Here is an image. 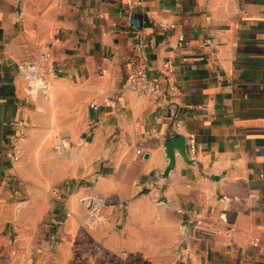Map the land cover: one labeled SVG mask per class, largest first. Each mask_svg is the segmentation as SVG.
I'll list each match as a JSON object with an SVG mask.
<instances>
[{
  "label": "crops",
  "instance_id": "crops-1",
  "mask_svg": "<svg viewBox=\"0 0 264 264\" xmlns=\"http://www.w3.org/2000/svg\"><path fill=\"white\" fill-rule=\"evenodd\" d=\"M45 50L58 74L33 100L17 66ZM169 59L174 94L129 88L132 69L158 75ZM18 121L29 133L14 161ZM94 164L102 175L76 195L106 200L96 235L111 264L124 250L143 264H264V0H0V199L17 195L14 167L65 178Z\"/></svg>",
  "mask_w": 264,
  "mask_h": 264
},
{
  "label": "rangeland",
  "instance_id": "rangeland-1",
  "mask_svg": "<svg viewBox=\"0 0 264 264\" xmlns=\"http://www.w3.org/2000/svg\"><path fill=\"white\" fill-rule=\"evenodd\" d=\"M70 145L74 149L77 142ZM58 149L52 146L49 150L54 161H60ZM93 166L88 173L81 171L78 176L65 178L57 171L48 175L39 170L28 171L26 178H20L15 167L12 169L10 181L16 185L17 195L0 199V264H111L110 252L104 250L103 239L96 235V231L101 232L99 227L108 223L104 215L106 200L96 197L103 204L92 213L85 201L88 196L76 195L78 190L88 191L102 175L103 167ZM28 173L38 178L35 184L28 179ZM75 228L85 229V236L74 240ZM75 241L80 244L78 250L74 249ZM124 264L143 263L130 258L124 250Z\"/></svg>",
  "mask_w": 264,
  "mask_h": 264
},
{
  "label": "built area",
  "instance_id": "built-area-1",
  "mask_svg": "<svg viewBox=\"0 0 264 264\" xmlns=\"http://www.w3.org/2000/svg\"><path fill=\"white\" fill-rule=\"evenodd\" d=\"M161 27L174 28L172 24H162ZM184 40V36H180V41ZM163 69L161 73L155 75L153 69L145 66H140L132 69L126 76V82L129 88L138 95L141 96H160L164 94H174L177 90V86L172 80V76L175 73L176 65L173 60L169 59L163 63ZM19 74L23 76L26 81V94L33 100L43 97H49L54 86V79L58 74V69L53 61L52 52L49 50L43 51L37 57H25L17 66ZM92 108L97 107V102L91 103ZM11 123L5 122L4 125H10ZM18 129V134L15 136L11 147V157L14 161L18 160L21 151V142L29 133L28 125L23 121L13 123ZM189 145L192 151L196 148V140L191 138ZM139 154L143 153L138 151ZM158 177H163V174H155ZM264 177V174H261ZM147 187H154L153 181L147 182ZM86 205L91 209V212H97L100 206L103 204L101 198L87 197L85 198ZM91 202V203H90ZM195 223L197 226L203 224L202 218L194 215Z\"/></svg>",
  "mask_w": 264,
  "mask_h": 264
},
{
  "label": "water",
  "instance_id": "water-1",
  "mask_svg": "<svg viewBox=\"0 0 264 264\" xmlns=\"http://www.w3.org/2000/svg\"><path fill=\"white\" fill-rule=\"evenodd\" d=\"M183 141H184V138H180L178 140L171 141V142L168 143V147L170 149H173L174 146L178 145L179 143H182ZM166 174H168V172Z\"/></svg>",
  "mask_w": 264,
  "mask_h": 264
},
{
  "label": "bare ground",
  "instance_id": "bare-ground-1",
  "mask_svg": "<svg viewBox=\"0 0 264 264\" xmlns=\"http://www.w3.org/2000/svg\"><path fill=\"white\" fill-rule=\"evenodd\" d=\"M91 203V202H90Z\"/></svg>",
  "mask_w": 264,
  "mask_h": 264
}]
</instances>
